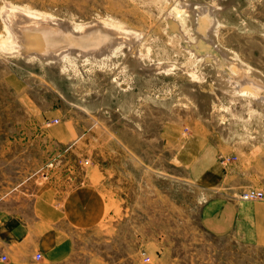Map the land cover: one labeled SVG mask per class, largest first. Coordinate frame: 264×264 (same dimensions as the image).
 Wrapping results in <instances>:
<instances>
[{"label":"rangeland","instance_id":"rangeland-1","mask_svg":"<svg viewBox=\"0 0 264 264\" xmlns=\"http://www.w3.org/2000/svg\"><path fill=\"white\" fill-rule=\"evenodd\" d=\"M191 1L224 7L217 40L264 76V0ZM182 2L0 0L1 34V13L11 4L72 26L116 22L139 37L107 65L0 51V203L81 188L96 197L95 221L73 231L62 264H264L261 243L203 227L202 207L225 190L202 188L179 163L186 139L206 136L221 162L240 169L237 186L264 192V110L231 99L213 65L168 33L167 15ZM184 23L186 36L199 35L191 20ZM162 64L169 71L158 69Z\"/></svg>","mask_w":264,"mask_h":264},{"label":"crops","instance_id":"crops-1","mask_svg":"<svg viewBox=\"0 0 264 264\" xmlns=\"http://www.w3.org/2000/svg\"><path fill=\"white\" fill-rule=\"evenodd\" d=\"M220 159L214 141L203 135L191 134L179 150V163L186 167L192 182L206 190H225L219 196H209L202 207L203 227L219 237L236 232L264 246V203L243 202L235 197L245 189L237 186L238 181L233 182L241 174L240 169ZM83 193L87 191L82 188L61 196L38 192L29 203L2 201L0 258L5 255L7 259H0V264L65 263L73 249V231L96 219L90 216L96 197ZM37 253L42 256L39 260L35 259Z\"/></svg>","mask_w":264,"mask_h":264},{"label":"bare ground","instance_id":"bare-ground-1","mask_svg":"<svg viewBox=\"0 0 264 264\" xmlns=\"http://www.w3.org/2000/svg\"><path fill=\"white\" fill-rule=\"evenodd\" d=\"M221 6L183 0L167 15L168 33L174 32L176 37L179 36L184 47L201 62L213 65L212 73L216 74V81L223 85L222 89L231 99L243 100L250 107L264 110L262 73L250 68L217 40L220 26L226 19L225 9ZM1 14L6 32L0 33V51L10 57L39 59L45 63H51L53 60L71 62L70 60L74 61L75 58L88 61L91 58L98 64L107 65L118 51L123 50L126 53L125 48L128 46L132 50L139 39L138 35L122 31L121 24L116 22L102 23L96 19L94 23L72 26V23L66 20L11 4L6 5ZM185 20H191L199 37L195 36L193 31L191 35L188 34L189 36L184 34ZM136 52L137 54H134L136 63L147 69L142 63V51ZM158 69L169 71L170 66L162 64ZM192 75L198 76L197 73Z\"/></svg>","mask_w":264,"mask_h":264},{"label":"built area","instance_id":"built-area-1","mask_svg":"<svg viewBox=\"0 0 264 264\" xmlns=\"http://www.w3.org/2000/svg\"><path fill=\"white\" fill-rule=\"evenodd\" d=\"M55 122L57 123L58 121L55 119ZM224 162L227 163L229 161H228V159H224ZM239 197L244 202L263 201L264 200V192L262 190H258L255 188H249L248 190L241 192ZM41 257L42 256L40 253H37L35 255V259H37V260L41 259ZM0 259H1V261L4 262L7 259V257L4 255Z\"/></svg>","mask_w":264,"mask_h":264}]
</instances>
